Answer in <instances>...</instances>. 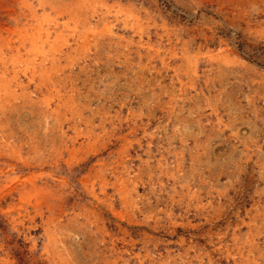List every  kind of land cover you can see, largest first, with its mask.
Wrapping results in <instances>:
<instances>
[{"label": "rangeland", "instance_id": "374dc122", "mask_svg": "<svg viewBox=\"0 0 264 264\" xmlns=\"http://www.w3.org/2000/svg\"><path fill=\"white\" fill-rule=\"evenodd\" d=\"M39 1L0 0V264H264V0Z\"/></svg>", "mask_w": 264, "mask_h": 264}, {"label": "bare ground", "instance_id": "6f19581e", "mask_svg": "<svg viewBox=\"0 0 264 264\" xmlns=\"http://www.w3.org/2000/svg\"><path fill=\"white\" fill-rule=\"evenodd\" d=\"M50 1V0H49ZM84 1L85 0H82V2H81V0H80V2L78 3V5H77V7H76V9H75V14H74V17H75V25L77 26L78 24H79V22L81 21V19H82V15H81V12L82 11H85V10H83V6L85 5L84 4ZM40 2V4H42L43 5V3H44V0H40L39 1ZM45 2H47V1H45ZM52 2V1H51ZM87 2H88V0H87ZM95 3V2H94ZM112 3V2H111ZM51 4V3H50ZM49 4V5H50ZM91 4V2H88V5L87 6H89ZM97 4V3H96ZM92 5V4H91ZM99 5V4H98ZM30 6V5H29ZM65 6V5H64ZM64 6H61V7H64ZM69 6V5H68ZM86 6V5H85ZM119 6V5H118ZM33 7H35V6H33ZM48 7V6H47ZM52 7V6H51ZM67 7V6H66ZM69 7H71V6H69ZM68 7V8H69ZM75 7V6H74ZM74 7H73V9H74ZM96 7V6H95ZM111 7V6H110ZM122 7V6H121ZM37 8V7H36ZM55 8V7H54ZM68 8H66L67 10H69ZM72 8V7H71ZM86 8V7H85ZM84 8V9H85ZM108 8V7H107ZM50 9V8H49ZM63 9V8H62ZM115 9V8H114ZM29 10H32V9H29ZM36 10V9H35ZM44 10V9H43ZM60 10V9H59ZM103 10V9H102ZM61 11V10H60ZM74 11V10H73ZM117 11V10H116ZM56 12V11H55ZM64 12V11H63ZM90 12V11H89ZM107 12V11H106ZM111 13V12H110ZM116 13V12H115ZM127 13V12H126ZM57 14V13H56ZM61 14V13H60ZM84 14V13H83ZM104 14V13H103ZM25 15V14H24ZM137 15V14H136ZM45 16H46V14H45ZM48 16V15H47ZM46 16V17H47ZM113 16V15H112ZM129 16V15H128ZM139 16H140V14H139ZM33 17V16H32ZM36 17V16H35ZM34 17V18H35ZM70 17H71V15H70ZM87 17V16H86ZM85 17V18H86ZM101 17V16H100ZM115 17V16H114ZM97 18V17H96ZM112 18V17H111ZM43 19H46V18H43ZM70 19V18H69ZM72 19V18H71ZM121 19V18H120ZM26 20V19H25ZM36 20V19H35ZM37 20H38V17H37ZM47 20V19H46ZM87 20V19H86ZM108 20V19H107ZM122 20V19H121ZM56 21V20H55ZM95 21V20H94ZM123 21V20H122ZM130 21V20H129ZM54 22V21H53ZM91 22V21H90ZM116 22V21H115ZM53 24V23H52ZM82 24V23H81ZM129 24V23H128ZM74 25V24H73ZM85 25V24H84ZM88 25V24H87ZM127 25V24H126ZM41 26H42V23L41 22H38L37 24H36V29H37V31H38V35L37 36H35V35H31V37H32V39L34 40L33 41V43H35V45H31V46H35L34 48L36 49L39 45H38V39H39V37L38 36H40L41 35V32L42 31H40V29H41ZM49 26V25H48ZM83 26V25H82ZM94 26H96V25H94ZM100 26V25H99ZM133 26V25H132ZM33 27V26H32ZM44 27V26H43ZM52 27V26H51ZM74 27V26H73ZM84 27V26H83ZM89 27H91V25L89 26ZM47 28V27H46ZM72 28V27H71ZM70 28V29H71ZM77 28V27H76ZM85 28V27H84ZM93 28H95V27H93ZM98 28V27H97ZM35 29V28H34ZM81 29V28H80ZM76 30V29H75ZM74 30V31H75ZM82 30V29H81ZM85 30V29H84ZM90 30H92V29H90ZM94 30V29H93ZM102 30V29H101ZM29 31V30H28ZM83 31V30H82ZM21 32V31H20ZM85 32H86V30H85ZM84 32V33H85ZM44 33V32H43ZM78 33V32H77ZM83 33V34H84ZM90 33V32H89ZM92 33V32H91ZM95 33V32H94ZM22 34V33H21ZM28 34V33H27ZM27 34H26V36H27ZM45 34V33H44ZM47 34H49V31H47ZM47 34H45V35H47ZM71 34V33H70ZM29 35V34H28ZM80 35H81V33H80ZM90 35V34H89ZM30 37V38H31ZM34 37V38H33ZM35 37H37V39L35 38ZM72 37V36H71ZM82 37H83V35H82ZM96 37V36H95ZM19 38V37H18ZM25 38V37H24ZM28 38V37H27ZM21 39V38H20ZM36 39V40H35ZM23 40V39H22ZM31 39H29V41H30ZM27 41V40H26ZM37 41V42H36ZM40 41H42V40H40ZM39 41V42H40ZM44 41H45V39H44ZM22 43H23V41H22ZM40 44V43H39ZM78 44V43H77ZM81 45V44H80ZM22 46V45H21ZM42 46V45H41ZM11 49V48H10ZM22 49V48H21ZM38 49V48H37ZM42 52V51H41ZM41 54V53H40ZM50 55V54H49ZM49 59V58H48ZM42 62V61H41ZM56 62V61H55ZM34 64V63H33ZM36 64V63H35ZM58 64V63H57ZM37 65V64H36ZM40 65V64H39ZM45 66V65H44ZM40 67H43V66H40ZM31 69V68H30ZM41 69V68H40ZM3 72V71H2ZM52 73V72H51ZM44 74H46V73H44ZM50 74V73H49ZM54 74V73H53ZM31 75V74H30ZM33 76V75H32ZM47 76V75H46ZM50 76H51V74H50ZM62 76V75H61ZM42 78V77H41ZM40 78V79H41ZM38 79V78H37ZM43 79V78H42ZM28 80V79H27ZM55 80H57V79H55ZM60 80V79H59ZM2 82V81H1ZM52 82V81H51ZM3 84V83H2ZM53 84V83H52ZM1 86V85H0ZM43 86H44V84H43ZM58 86H60V85H58ZM57 86V87H58ZM63 87V86H62ZM50 90V89H49ZM56 90V89H55ZM58 90V89H57ZM63 95V94H62ZM59 96V95H58ZM117 161H115V163H116ZM102 163V162H101ZM119 163V162H118ZM119 164H121V163H119ZM120 167V166H119ZM91 171V170H90ZM94 171V170H93ZM101 172H102V170H101ZM95 173H96V170H95ZM112 173V172H111ZM114 173V172H113ZM119 173V172H118ZM95 175V174H94ZM117 175H119V174H117ZM123 175V174H122ZM86 177V176H85ZM84 177V178H85ZM115 177V176H114ZM87 178V177H86ZM86 180V179H85ZM103 183V182H102ZM100 184V183H99ZM104 185V184H103ZM117 185V184H116ZM120 186V185H119ZM127 186V185H126ZM121 187V186H120ZM102 189H104V188H102ZM123 190V189H122ZM104 191V190H103ZM126 192V191H125ZM127 194H128V192H127ZM123 196V195H122ZM124 197V196H123ZM128 197V196H127ZM125 198V197H124ZM127 200V199H126Z\"/></svg>", "mask_w": 264, "mask_h": 264}]
</instances>
